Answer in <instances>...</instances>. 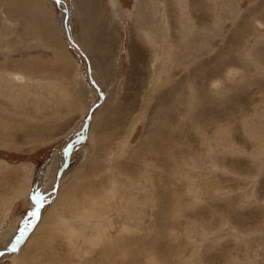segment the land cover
<instances>
[{"label":"rangeland","instance_id":"1","mask_svg":"<svg viewBox=\"0 0 264 264\" xmlns=\"http://www.w3.org/2000/svg\"><path fill=\"white\" fill-rule=\"evenodd\" d=\"M62 1L0 0V264H264V0Z\"/></svg>","mask_w":264,"mask_h":264},{"label":"bare ground","instance_id":"2","mask_svg":"<svg viewBox=\"0 0 264 264\" xmlns=\"http://www.w3.org/2000/svg\"><path fill=\"white\" fill-rule=\"evenodd\" d=\"M57 2H60V5H61V7H62V9H64L65 8V6H64V4H63V1L62 0H56ZM69 21V20H68ZM58 22V21H57ZM58 24H59V22H58ZM260 24H262V23H260ZM60 25V24H59ZM61 25L64 27V29L68 32V34H69V36H70V38H71V40L73 39L72 38V24L70 25V24H66V23H62L61 22ZM61 26V27H62ZM73 41V40H72ZM74 42V41H73ZM239 73V72H238ZM12 76V75H11ZM238 76V75H237ZM12 78H14V77H12ZM219 88V87H218ZM44 223V222H43ZM91 228V227H90Z\"/></svg>","mask_w":264,"mask_h":264},{"label":"water","instance_id":"3","mask_svg":"<svg viewBox=\"0 0 264 264\" xmlns=\"http://www.w3.org/2000/svg\"><path fill=\"white\" fill-rule=\"evenodd\" d=\"M67 12V11H66ZM67 19H68V13H67ZM66 19V20H67ZM89 118L87 120V124H88ZM81 136H78L77 138H75V140H73L71 143H69V145L66 148V152H67V162L65 164V167L69 164V159H70V153H71V148L74 142H76L78 139H80Z\"/></svg>","mask_w":264,"mask_h":264},{"label":"snow or ice","instance_id":"4","mask_svg":"<svg viewBox=\"0 0 264 264\" xmlns=\"http://www.w3.org/2000/svg\"><path fill=\"white\" fill-rule=\"evenodd\" d=\"M39 199H40V198H39V197H37V201H39ZM35 215H37V213H36V212H34V213H33V216H35Z\"/></svg>","mask_w":264,"mask_h":264}]
</instances>
